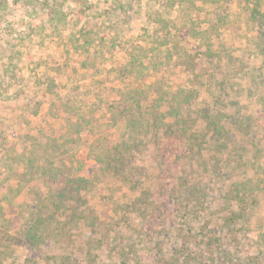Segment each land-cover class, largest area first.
<instances>
[{
  "label": "rangeland",
  "instance_id": "rangeland-1",
  "mask_svg": "<svg viewBox=\"0 0 264 264\" xmlns=\"http://www.w3.org/2000/svg\"><path fill=\"white\" fill-rule=\"evenodd\" d=\"M48 1L8 0L9 5L0 12V155L5 141L23 151L35 141L66 133L69 124L77 121L76 115L89 109H95L103 123L111 124L109 110L122 103L129 105L124 100L125 84L118 79V69L134 44L144 45L149 55L157 46L156 24L150 14L159 10L177 25L174 31L181 45L171 51L172 60L163 58L158 78H164L171 90L199 91L197 102L188 111L197 120L192 133L202 144L201 154L189 158L182 150L168 153L153 145L143 146L134 156L141 190L113 181L102 195L91 188L89 198L100 213L124 223L127 216H123L121 206L132 202L142 190H149L156 201L170 200L175 183L187 176L204 182L207 209L186 216L172 199L166 209L165 231L150 230L146 220L134 211L131 223L119 225L111 239L96 249L94 260L84 248L90 230L75 226L72 240L67 242L2 248L0 264H56L55 255L62 253L71 254L78 264H159L157 242H164V249L170 252L186 237L193 259L190 264H264V191L256 193L247 216L231 224L226 222L232 211L226 194L233 183L246 173L264 178V26L251 15L254 1L234 0L229 5L228 21L220 27L221 38L215 40L217 56L213 59L205 57L206 46L200 39L186 34L180 9L167 8L162 0H133V6L126 5L131 0H123L124 8L113 17L109 9L114 0ZM50 7H58L57 13ZM207 12V7H202L197 18L203 27L211 18ZM189 56L195 61L194 71L184 62ZM151 75L154 79L156 74L153 71ZM50 81L56 84L54 100L45 103L39 114L6 107L7 96L32 98ZM216 110L225 115L230 136L222 153L215 151L216 139L202 118L205 111ZM112 133L115 138L126 136L124 123L113 125ZM85 146L83 134L71 151L85 162L82 173L90 176L96 163L83 150ZM213 155L222 156L221 172L211 165ZM28 199H33L29 193L20 200ZM206 224L214 230L209 235L215 242L209 247Z\"/></svg>",
  "mask_w": 264,
  "mask_h": 264
},
{
  "label": "trees",
  "instance_id": "trees-1",
  "mask_svg": "<svg viewBox=\"0 0 264 264\" xmlns=\"http://www.w3.org/2000/svg\"><path fill=\"white\" fill-rule=\"evenodd\" d=\"M233 1L162 0L167 8L180 9L186 34L201 40L202 46H206L205 57L209 59L217 56L214 43L221 38L220 27L228 21L226 10ZM253 1L251 15L264 26V0ZM133 3L131 0L126 5L133 6ZM111 4V17L119 8H124L123 0H114ZM8 5V0H0V12ZM204 6L208 9L207 15H211L210 21L205 22L207 27H203V23L197 19ZM54 8L50 7V10L58 11V7ZM151 15L156 24L155 39L159 40L158 44L151 49L152 55L142 44L130 47L125 63L118 69V79L125 84L124 100L129 105L122 103V106L109 110L111 124L103 123L97 118L96 110L89 109L76 115L77 121L69 124L66 133L35 141L23 151L17 149V144L3 143L5 147L0 155V250L9 249L13 244L27 243L35 247L49 242H67L72 240V229L83 226L90 230L84 248L90 259L94 260L96 249L102 248L111 239L119 225L131 223L130 214L134 211L146 220L145 224L150 230L165 231L168 226L166 209L172 199L174 206L178 205L177 210H184L186 216L207 209L208 193L204 182L191 180L187 176L180 177L175 183L170 200L156 201L149 190H142L132 202L121 206L123 216H127L124 223L118 217L100 213L89 198L91 188L102 195L113 181L134 191L141 190L142 179L134 156L143 146L153 145L168 153L182 150L189 158L201 154L202 144L192 133L197 120L188 111L197 102L199 91L191 88L171 90L164 78H158L165 57L172 60L171 51L180 49L181 42L177 31H174L177 25L159 10ZM179 58L182 59L183 55H179ZM184 62L188 70L194 71L195 61L190 56ZM153 71L156 75L151 79ZM55 87V81H50L42 93L32 98L21 99L22 94L19 98L7 96L6 107L37 115L45 103L53 102ZM204 113L202 118L206 128L216 139L215 151L222 153L230 141L225 128L226 117L220 110ZM121 122L126 128V136L115 138L112 127ZM83 134L86 138L83 150L96 163L90 176L82 173L85 162L71 151L74 142L81 140ZM212 158L214 162L211 165L221 172L222 156L213 155ZM261 191H264L262 175L246 173L236 180L226 194L232 208L226 222L231 224L247 216L249 205L255 201L256 193ZM28 193L33 196L32 201L21 202V197ZM204 228L205 237L208 238L206 245L212 246L214 236L209 234L214 231L213 227L206 224ZM188 239L186 237L182 245L173 247L170 252L164 249V242L158 241V263L190 264L193 259L188 251L191 249ZM121 248L125 250V247ZM182 255L183 259L180 257ZM122 256L126 261L127 255L123 252ZM54 258L56 264H78L69 253L55 255Z\"/></svg>",
  "mask_w": 264,
  "mask_h": 264
}]
</instances>
